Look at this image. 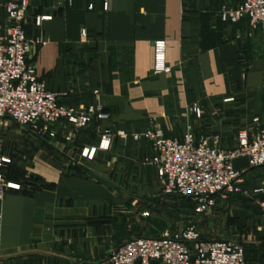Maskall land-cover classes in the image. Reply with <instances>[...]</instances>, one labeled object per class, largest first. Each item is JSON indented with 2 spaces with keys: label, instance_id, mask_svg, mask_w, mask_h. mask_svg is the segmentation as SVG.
Listing matches in <instances>:
<instances>
[{
  "label": "crops",
  "instance_id": "1",
  "mask_svg": "<svg viewBox=\"0 0 264 264\" xmlns=\"http://www.w3.org/2000/svg\"><path fill=\"white\" fill-rule=\"evenodd\" d=\"M4 2L0 37L13 25ZM240 2L28 1L21 24L37 42L26 62L60 102L91 103L107 117L76 132L72 145L62 141L70 131L65 122L53 126L51 138L20 130L56 151L64 144L67 159H83L79 151L95 145L103 130L109 145L87 165L77 162L67 170L44 151L33 154L30 175L13 180L20 186L0 199V264H96L128 240L124 194L146 188L147 196L132 195L148 202L158 195L150 191L153 169L141 164L149 143L132 139V133L156 125L164 137L180 140L190 127L195 135L217 133L227 149L251 118L258 124L250 128L264 127V36L245 18L223 22L217 14L221 4ZM35 16L47 18L34 25ZM156 40L165 43L166 72L152 69ZM192 104L202 111L199 119L190 112ZM235 187L199 213V235L236 239L248 262L264 264V165L241 171Z\"/></svg>",
  "mask_w": 264,
  "mask_h": 264
},
{
  "label": "built area",
  "instance_id": "2",
  "mask_svg": "<svg viewBox=\"0 0 264 264\" xmlns=\"http://www.w3.org/2000/svg\"><path fill=\"white\" fill-rule=\"evenodd\" d=\"M28 1L5 0L3 3L5 18L13 25L0 37V118L8 116L20 129L26 126L40 138L54 137L53 126L58 122L67 123L77 132L94 119H106L107 115L91 103L75 107L60 102L57 94L47 89L37 78L34 67L26 62L31 46L37 42L25 36L21 24ZM217 14L223 22L245 18L252 29H259L264 36V0H241L236 6L221 4ZM46 18L35 16L34 25ZM80 34L84 35L83 29ZM164 49L163 40L152 42L155 73L168 71ZM190 112L196 119L202 114L197 104L191 105ZM251 123L258 124V119L251 118ZM131 137L149 143V153L142 157L141 164L153 169L162 192L192 199L196 213L212 205L217 195L236 189L239 173L244 169L234 170L231 159L245 156L248 168L264 165V127L256 125L240 127L235 133V143L228 151L220 147L217 133L195 135L190 127L184 130L180 140L164 137L162 129L156 125L132 133ZM108 145L109 133L103 130L97 143L84 147L80 156L92 160L96 150H106ZM6 161L0 155V166ZM2 193L0 177V196ZM261 208L264 209V201ZM151 261L158 264H246L240 241L202 239L192 225L160 236L130 238L96 264H150Z\"/></svg>",
  "mask_w": 264,
  "mask_h": 264
},
{
  "label": "rangeland",
  "instance_id": "3",
  "mask_svg": "<svg viewBox=\"0 0 264 264\" xmlns=\"http://www.w3.org/2000/svg\"><path fill=\"white\" fill-rule=\"evenodd\" d=\"M68 126L70 131L64 135L62 141L72 145L76 132L72 130L70 125ZM246 127H252L251 122ZM63 145H61V148L59 145L57 146L58 151L51 149L37 136L21 131L11 119L0 118V155L7 159L0 166L1 187L3 188L0 199L6 191L20 186L19 183H15L13 180L23 175H30V163L32 166L35 163L33 154L39 151L46 152L48 160L60 169L67 170L68 168L76 167L77 162L84 165L88 164L85 159H67L64 156V151L66 152V150ZM230 149L231 147L223 148L225 151ZM154 182V187L150 191L152 193L156 192L160 196L156 205L132 195L134 193L147 196L149 193H147L146 188L143 193L129 190V193L126 194L127 196L124 194L127 204H122V210L126 212L128 239L137 236L154 237L164 233H174L190 225L199 233V213L194 211L195 202L188 197L164 194L155 175Z\"/></svg>",
  "mask_w": 264,
  "mask_h": 264
},
{
  "label": "water",
  "instance_id": "4",
  "mask_svg": "<svg viewBox=\"0 0 264 264\" xmlns=\"http://www.w3.org/2000/svg\"><path fill=\"white\" fill-rule=\"evenodd\" d=\"M8 117V116H6ZM25 129H27L26 126H24ZM231 165L232 168L234 170H241V169H248V165H247V158L245 156H239V157H235L233 159H231ZM160 199V196H154V197H150L149 201L153 202V203H157L158 200ZM190 261H192V257L190 258ZM150 264H158L157 261H151Z\"/></svg>",
  "mask_w": 264,
  "mask_h": 264
},
{
  "label": "trees",
  "instance_id": "5",
  "mask_svg": "<svg viewBox=\"0 0 264 264\" xmlns=\"http://www.w3.org/2000/svg\"><path fill=\"white\" fill-rule=\"evenodd\" d=\"M244 256H245V254H244ZM245 260H246V264H250V263H252V262H248L247 259H246V257H245Z\"/></svg>",
  "mask_w": 264,
  "mask_h": 264
}]
</instances>
